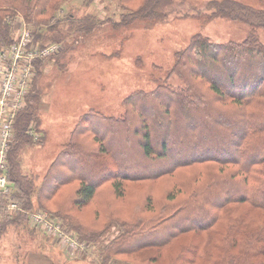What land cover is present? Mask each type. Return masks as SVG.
I'll list each match as a JSON object with an SVG mask.
<instances>
[{
    "label": "trees",
    "instance_id": "obj_1",
    "mask_svg": "<svg viewBox=\"0 0 264 264\" xmlns=\"http://www.w3.org/2000/svg\"><path fill=\"white\" fill-rule=\"evenodd\" d=\"M66 1L0 0V50L16 41L20 18L40 47L65 42L58 28ZM168 3L117 0L120 20L109 22L116 28L164 23ZM205 9L207 21L226 18L264 29V9L237 0H209ZM79 22L69 29L88 34L105 21L89 14ZM46 60H36L13 122L11 190L3 201L21 209H1L0 241L11 228L40 231L30 226L29 212L43 211L88 246L76 251L81 258L99 252L100 264H264L258 216L264 212V44L258 38L217 43L195 34L175 52L163 83L125 97L123 115L92 108L81 114L37 184L23 173L20 158L41 139L33 132L41 124L36 82ZM173 77L182 86L171 84ZM163 178L173 183L158 190ZM137 184L143 189H133ZM113 229L114 237L101 243ZM192 235L195 240L186 241ZM174 246L176 255L168 250ZM144 250L158 253L130 258Z\"/></svg>",
    "mask_w": 264,
    "mask_h": 264
},
{
    "label": "rangeland",
    "instance_id": "obj_2",
    "mask_svg": "<svg viewBox=\"0 0 264 264\" xmlns=\"http://www.w3.org/2000/svg\"><path fill=\"white\" fill-rule=\"evenodd\" d=\"M208 1L169 0L167 22L139 21L121 28L109 22L120 20L122 11L117 0L66 1L58 28L66 35L65 42L59 43V52L42 64L37 76L36 86L42 97L41 124L33 132L41 139L23 151L20 158L23 173L33 175L39 184L68 142L81 114L92 108L107 116L123 115L125 97L135 90H154L163 83L174 64L175 52L185 48L195 34L201 33L217 43L242 42L254 35L264 44V29L226 18L207 21L205 5ZM237 1L264 9L259 0ZM89 14L105 21L104 24L88 34L69 29V26L77 27L79 21ZM24 22L21 18L18 20V31L24 27ZM170 82L182 86L176 77ZM172 183V178H163L155 185L161 190ZM143 186L137 184L132 187L142 190ZM258 216L264 219V212H259ZM114 231L101 243L111 240ZM196 237L189 236L186 241ZM84 245L85 249L78 251L87 252L88 246ZM168 250L172 255L179 252L177 246ZM157 253V250H144L130 258L149 260ZM0 255V264H100L99 252L81 258L56 238L38 230L29 231V228H11L0 241ZM185 258L192 259L191 256ZM160 263L162 261L157 264Z\"/></svg>",
    "mask_w": 264,
    "mask_h": 264
},
{
    "label": "built area",
    "instance_id": "obj_3",
    "mask_svg": "<svg viewBox=\"0 0 264 264\" xmlns=\"http://www.w3.org/2000/svg\"><path fill=\"white\" fill-rule=\"evenodd\" d=\"M23 25L18 31L16 41L0 50V216L1 209H21L16 202L3 201L11 190L7 171L14 119L25 105L36 60L48 59L60 50L57 43L43 48L37 46L26 23ZM37 139L39 137L35 136V140ZM29 221L32 227L56 238L70 251L85 249V245L76 236L65 233L62 225L48 213L29 212Z\"/></svg>",
    "mask_w": 264,
    "mask_h": 264
},
{
    "label": "bare ground",
    "instance_id": "obj_4",
    "mask_svg": "<svg viewBox=\"0 0 264 264\" xmlns=\"http://www.w3.org/2000/svg\"><path fill=\"white\" fill-rule=\"evenodd\" d=\"M228 91V90H227ZM201 261V260H200ZM206 261H207V259H206ZM197 263H198V261H197ZM200 264H202V263H200Z\"/></svg>",
    "mask_w": 264,
    "mask_h": 264
}]
</instances>
